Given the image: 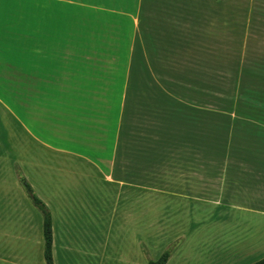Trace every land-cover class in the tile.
Instances as JSON below:
<instances>
[{
	"label": "crops",
	"instance_id": "1",
	"mask_svg": "<svg viewBox=\"0 0 264 264\" xmlns=\"http://www.w3.org/2000/svg\"><path fill=\"white\" fill-rule=\"evenodd\" d=\"M32 1V13L17 19L19 25L26 16V27H20L21 38L10 48V53L18 54L15 61H10L14 66L17 63L16 73L13 70L12 77H4L19 86V95H27V108L26 112L13 108L8 112L21 124L15 143L18 149L5 154L8 142L0 140V264H43V217L17 177L15 160L19 161L21 176L51 212L54 264H59L58 260L64 264H142L141 245L153 249L152 243L154 259L173 247L166 264H251L263 259L264 98L258 111L252 112L256 140L250 155L246 152L220 163L198 160L194 163L205 167L177 174L178 183L170 185L172 196L166 211L156 215L154 242L149 239V227L154 226L149 225L146 204L144 208L142 199L135 207L130 199L137 195V190L123 184L107 185L118 194L113 215L103 208L94 177L84 184L68 181L65 189L61 182L60 199L52 202L36 186V176L44 178L51 174V165L35 158L31 150L41 147L66 153L69 147L90 148L93 157L86 158L88 163L99 167L112 161L120 170L121 163L115 162L114 157L99 156L103 155L101 149L108 148L105 141L102 145L97 140L81 145L78 140L68 141L69 132H82L92 120L105 116L106 124L92 125L91 130L115 133L117 118L122 114L101 111L109 104V88H100L98 67L90 64L79 67L82 89L78 104L73 103L67 68L78 58L83 61V53L88 58L98 52L94 47L85 48V39L103 46L98 39L102 38L107 44L102 51L109 55L130 54L132 59V54L139 53L142 66L154 68L153 63L162 62L158 54L164 53L170 37L185 36L190 46V42L194 43L191 39L197 30L195 25L203 23V34L207 36L210 27L212 34L219 28L216 39L220 41H210L209 52H217L216 48L222 51L220 47L227 44L228 33L237 29L244 37L239 41L243 43L241 52L246 53L264 46L252 41L260 39L256 30L264 20V0ZM29 17L34 18L33 23ZM23 38L26 43L21 42ZM5 48L3 52H7ZM1 49L0 44V52ZM105 68L103 73L109 78L113 72L109 66ZM255 73L257 84H264V67ZM85 84L91 85L90 93ZM22 85L28 90H23ZM96 94L102 99L97 100ZM86 102L90 106H85ZM69 116L81 123L79 127L69 130ZM23 132L32 140L21 141ZM24 149L31 151L27 158L23 157ZM112 179L122 180L118 174H113ZM139 193L140 197L145 196L142 189ZM107 218L111 219L113 235L119 239L110 256L101 254V239L105 241L109 234Z\"/></svg>",
	"mask_w": 264,
	"mask_h": 264
},
{
	"label": "rangeland",
	"instance_id": "2",
	"mask_svg": "<svg viewBox=\"0 0 264 264\" xmlns=\"http://www.w3.org/2000/svg\"><path fill=\"white\" fill-rule=\"evenodd\" d=\"M32 10V0H0V101L5 104L0 105V140L8 142L9 149L5 153L8 155L14 152L12 149H18L15 143L18 142L20 129L17 118L8 112H12V108L26 112L27 95H19V86L4 77H12L13 70L16 73L17 63L14 66L10 61H15L18 54L10 53V48L21 38L20 27L27 22L24 16L25 20L18 25L17 19L22 14L32 13ZM7 17L9 19L6 23ZM29 18H32L33 23L34 18ZM195 27L197 30L191 39L194 43L190 42L188 46L185 36L170 37L164 53L158 54L162 62L153 63L154 68L142 66L139 62L142 55L139 53L132 54V59L130 54H126V57L123 53L109 55L102 51L107 48L102 38H98L104 44L101 47L92 43L91 39H85V48L94 47L98 52L88 58H84L83 53V61L78 58L77 62L74 61L67 68V83L73 103L78 104L82 89L79 67L81 64H90L98 67L100 88H109V104L101 108V111L122 112L123 115L117 118L115 133L97 131L96 127V131L91 130L92 125L106 124L105 116L92 120L88 124L90 126L82 129V132H69L68 141L72 143L78 140L81 142L79 145L92 140H97L102 145L105 141L108 148H100L103 155L99 156L114 157L115 162L121 163V169H118V164H112V161L109 165L104 163L99 167L88 163L86 158L93 157L90 148L69 147L68 152L64 153L37 147L31 150L35 158L51 165V174L44 178L36 176L40 194H46L48 199L57 203L60 199L61 182L65 189L68 181L77 180L84 184L94 177L99 186L101 204L113 215L118 194H115V188L107 185H126L130 190L138 192L130 198L135 207L142 199L144 208L146 204L149 225L154 226L153 229L149 227V234L152 235L149 239L154 242L156 215L166 211L172 196L170 185L178 183L175 179L177 174L186 173L190 168L205 167L194 163L198 160L220 163L226 158L243 156L246 152L250 155L252 143L256 140V133L252 130V112L258 111L260 101L263 102L264 98V84H257L255 79L256 70L264 67V46L242 53L243 43L239 41L244 37L242 31L234 29L225 38L228 40L227 44L220 47L222 51L216 48L217 52H209L208 49L212 48L209 46L210 41H220L216 39L219 28L212 34L210 27V34L207 36L203 34V23ZM256 33L260 39L253 38L252 41L264 45V20L260 21ZM21 42L26 43V38ZM4 47L7 52H3ZM106 66L113 72L109 78L103 73ZM25 68L27 69L26 63ZM22 87L23 90H28L26 85ZM90 89L91 85L85 84L88 93ZM95 97L97 100L102 99L97 98V94ZM86 103L85 106H90ZM68 121L69 130L81 124L70 116ZM23 133L21 141L32 140ZM3 151L7 150H1ZM31 151L22 150L23 157L27 158ZM15 161V172L19 179L21 167L19 161ZM113 174H118L122 180L114 181ZM140 189L145 196L140 197ZM110 221L106 219L109 234L105 241L101 239V254L109 256L113 255L115 241L119 240L112 233ZM152 246L153 249L141 245L142 264L154 259L153 243ZM44 261L42 257L43 264ZM58 263L64 264L60 260Z\"/></svg>",
	"mask_w": 264,
	"mask_h": 264
},
{
	"label": "trees",
	"instance_id": "3",
	"mask_svg": "<svg viewBox=\"0 0 264 264\" xmlns=\"http://www.w3.org/2000/svg\"><path fill=\"white\" fill-rule=\"evenodd\" d=\"M221 1V0H218ZM19 181L24 188L32 204L39 210L43 217L44 258L46 264H54L53 261V229L52 215L48 206L36 195L33 187L23 176ZM173 252V247L167 249L158 259H149L147 264H166ZM253 264H264V258Z\"/></svg>",
	"mask_w": 264,
	"mask_h": 264
}]
</instances>
